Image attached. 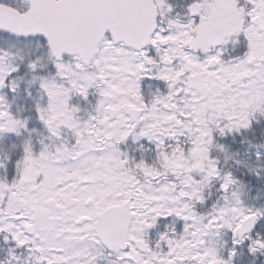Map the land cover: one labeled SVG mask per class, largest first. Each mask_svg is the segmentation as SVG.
Here are the masks:
<instances>
[{
	"label": "snow or ice",
	"instance_id": "snow-or-ice-1",
	"mask_svg": "<svg viewBox=\"0 0 264 264\" xmlns=\"http://www.w3.org/2000/svg\"><path fill=\"white\" fill-rule=\"evenodd\" d=\"M0 264H264V0H0Z\"/></svg>",
	"mask_w": 264,
	"mask_h": 264
}]
</instances>
